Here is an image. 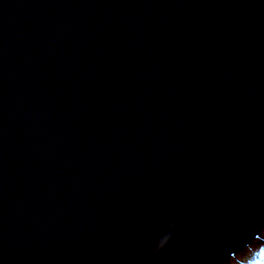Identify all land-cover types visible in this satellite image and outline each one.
<instances>
[{"label": "water", "instance_id": "1", "mask_svg": "<svg viewBox=\"0 0 264 264\" xmlns=\"http://www.w3.org/2000/svg\"><path fill=\"white\" fill-rule=\"evenodd\" d=\"M221 264L264 227V0H0V264Z\"/></svg>", "mask_w": 264, "mask_h": 264}, {"label": "rangeland", "instance_id": "2", "mask_svg": "<svg viewBox=\"0 0 264 264\" xmlns=\"http://www.w3.org/2000/svg\"><path fill=\"white\" fill-rule=\"evenodd\" d=\"M221 264H264V227L248 245L233 252Z\"/></svg>", "mask_w": 264, "mask_h": 264}, {"label": "snow or ice", "instance_id": "3", "mask_svg": "<svg viewBox=\"0 0 264 264\" xmlns=\"http://www.w3.org/2000/svg\"><path fill=\"white\" fill-rule=\"evenodd\" d=\"M169 231V217L167 213H163L159 220L157 235L146 250L147 256L149 257L146 260V264H154L155 257L170 245L172 237L169 235Z\"/></svg>", "mask_w": 264, "mask_h": 264}, {"label": "bare ground", "instance_id": "4", "mask_svg": "<svg viewBox=\"0 0 264 264\" xmlns=\"http://www.w3.org/2000/svg\"><path fill=\"white\" fill-rule=\"evenodd\" d=\"M233 255H236V254H233ZM236 257V256H235Z\"/></svg>", "mask_w": 264, "mask_h": 264}, {"label": "trees", "instance_id": "5", "mask_svg": "<svg viewBox=\"0 0 264 264\" xmlns=\"http://www.w3.org/2000/svg\"><path fill=\"white\" fill-rule=\"evenodd\" d=\"M241 249V248H240Z\"/></svg>", "mask_w": 264, "mask_h": 264}]
</instances>
